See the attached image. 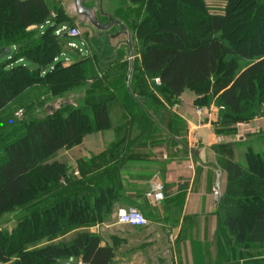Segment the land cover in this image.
I'll list each match as a JSON object with an SVG mask.
<instances>
[{
  "label": "trees",
  "instance_id": "16d2710c",
  "mask_svg": "<svg viewBox=\"0 0 264 264\" xmlns=\"http://www.w3.org/2000/svg\"><path fill=\"white\" fill-rule=\"evenodd\" d=\"M160 1L119 0L120 6L143 13L137 33L143 54L140 79L133 82L131 74L127 81L121 103L125 120L115 124L109 106L117 103V96L110 84H101L117 77L119 87L120 74L127 69L133 73L124 54L102 47V58L94 64L93 53L83 44L88 54L71 62L67 50H77L66 49L61 41L83 39L56 34L63 26L74 27L57 3L0 0V49H12L8 61L0 64V219L16 208L24 210L12 232H0V264H117L116 247L101 246L100 237L87 231L111 220L116 174L108 170L78 178L71 167L51 161L78 146L93 126L108 122L118 141L93 158H130L131 129L144 121L153 127L146 113L148 98L160 121L171 115L162 101L172 107L186 91L200 97L198 106L219 109L217 124L224 127L264 116V0H226L224 15L210 14L207 0H166L164 6ZM161 10L167 16L176 13L179 20L158 19ZM54 12L58 16L52 23ZM47 24L49 29H38ZM33 26L37 29L30 30ZM93 45L102 43L93 40ZM104 56L113 59L107 66ZM87 63L89 77L83 68ZM112 66L116 73H103ZM71 81L90 83L81 108L62 105L41 118L37 112L43 103H36L26 107L22 120L14 117V108L27 97L21 96L24 90L65 89ZM78 117L86 118V124ZM246 158L245 166L224 162L227 185L219 205L220 229H227L236 253L256 244L264 248V155L249 151ZM245 201L254 206L245 207Z\"/></svg>",
  "mask_w": 264,
  "mask_h": 264
},
{
  "label": "crops",
  "instance_id": "0c3cea01",
  "mask_svg": "<svg viewBox=\"0 0 264 264\" xmlns=\"http://www.w3.org/2000/svg\"><path fill=\"white\" fill-rule=\"evenodd\" d=\"M94 1L103 9V5L112 0ZM115 1L120 6L119 0ZM101 15L108 19L106 24L112 18L124 25L110 12ZM114 26H118L117 36L128 35L119 25ZM109 30H103L104 51L109 50L106 48ZM80 42L82 46L86 44L91 53L95 51L93 40ZM71 43L75 42L70 41L68 48ZM199 99L194 92L186 91L180 97V103L173 107L162 101L176 121L172 128L168 123L160 124L162 121L157 120L154 109H146L153 127L147 124L146 130L144 127L140 130L144 125L131 129L132 158H93L106 153L108 143L94 142L92 136H88L79 146L66 150L69 157L51 159L71 167L78 178L108 170L116 174L113 218L87 231L100 237L101 246L116 247L117 264H264V248L260 244L239 249L236 253L227 229H220V203L214 195L219 175L221 200L225 193L227 173L224 162L231 160L245 166L247 153L255 152L253 140L251 137L234 140L230 130L241 134L240 127L218 125L219 109L198 106ZM113 121L118 124L120 119ZM259 121L264 136V119ZM148 129L150 133L146 134ZM111 138L114 144L118 142L116 132ZM235 141L238 146L245 147L241 154ZM156 182L165 186L166 194L163 201L154 203L148 194ZM130 209L142 212L148 226L119 225L117 212Z\"/></svg>",
  "mask_w": 264,
  "mask_h": 264
},
{
  "label": "rangeland",
  "instance_id": "374dc122",
  "mask_svg": "<svg viewBox=\"0 0 264 264\" xmlns=\"http://www.w3.org/2000/svg\"><path fill=\"white\" fill-rule=\"evenodd\" d=\"M54 1L55 3H57L65 12L66 17L68 18V21L65 18V21H67L68 23L74 25V27H77L80 32H81V39H85V40H100V42L102 43V39L103 36L105 34V31L95 27L93 24H91L90 20L85 17V16H81L78 14L77 12V8L75 6V0H51ZM165 1L166 0H161L160 1V6H164L165 5ZM226 0H207L206 4L208 6V11L210 14L212 15H224V10L226 7ZM105 5V4H104ZM103 5V9L101 8V5L99 2H95L94 0H83V6L89 10H91L96 18V20L101 23V24H106L108 22V19L106 17H103L101 15L102 12H110L112 14H114L115 17L119 18L122 23L126 26V29L124 31L128 32L127 34H122L117 36V31H118V26H114L112 30H109V46L107 43L106 48L108 47L109 51H115L116 54H120L121 52L124 54V62L127 63H131L132 70V78L130 80L133 79V82H137L139 78V71L141 69V65H142V49H141V42L140 39L137 35L138 33V26L140 23V19L142 18V11L136 7H120L117 3V1L112 0L110 1V3L108 2L105 6ZM164 14V11H159L156 13V16L158 17V19H164L165 17H167L169 19L170 22L172 21H178L179 19L176 18V13H170V15H166ZM57 12H54L52 14V18H51V22L53 23L54 21H56L57 19ZM3 19V16L0 15V20ZM61 19V18H60ZM51 27V24H47L44 26V28L40 27L38 28L41 32L49 29ZM152 27V24L147 26V29H150ZM37 29L36 26H33L32 28H30V30H35ZM116 34V35H115ZM237 36V34L235 35ZM234 36V38H235ZM74 42L77 44L78 46V50L75 51H70L67 50V57L71 60V62H76L78 61L82 56H86L88 54V50L85 46L81 45L80 40H74ZM61 43H65V48H68V44L66 41L62 40ZM102 47L104 48V42L102 43V46L99 48H95V51L93 52V59L91 61V63H96V61L100 58H102L100 55L102 53ZM66 48V49H67ZM105 48V49H106ZM80 49L82 50V52H80ZM80 54H79V52ZM47 54L51 53V50H47L46 51ZM91 54V53H90ZM89 54V55H90ZM15 54L13 53L12 56H14ZM9 59V57H5L3 59L0 60V64L7 62ZM105 59V56L103 58V60ZM113 60L112 58H107L105 59V61L107 63H109V61ZM89 63L84 65V69L88 66ZM107 66V65H106ZM117 67L112 66L109 69L103 70V73H107V74H112V73H116L117 72ZM83 70V69H81ZM102 73V75L99 77V79L103 80V76L104 74ZM85 75L86 76H91L92 72L86 68L85 69ZM124 76H122L120 74V76L118 77L120 79V86L118 87L116 84H114V82L117 80L116 78H112L110 79V81L108 80H103V83L101 84V86L103 85H107L110 84V90L111 92H113L115 94V96H117V103L110 105L109 106V114L111 116L112 119H121V120H125V116H124V112L123 109L121 107V103L123 102V96H124V92L126 90L127 87V81H129V70H126V73L123 74ZM19 81L20 84L22 82V78L17 79ZM86 86H80L79 82H75L76 85H72V81L69 82L71 83L69 86L67 84V87L64 89H60L59 90H52L50 91L49 88L46 87H42V86H38L35 87L33 86L32 88H29L27 90H24L23 94L21 96H26L22 101H20L18 103V106H16L14 108V117L17 120H22L23 118H25V114H26V107L30 106V105H35L36 103H43V107L41 110H39L37 112L38 116L41 118L47 117L51 114H53L55 111L59 110L60 108H62V105L71 107L73 109H78L81 108V102L83 100V98L85 97V94H87V92H89V86L90 83L88 81H85ZM131 82V81H130ZM13 83V82H10ZM74 83V84H75ZM139 91V90H138ZM152 99L148 98L146 103L148 104V108L149 110L153 111L154 109V113L156 114V116L158 115L156 112V107L154 104L151 103ZM33 105V106H34ZM174 106V105H173ZM172 106V107H173ZM21 113V114H20ZM86 118H80L78 117V120L80 121V123L82 125L86 124ZM260 119H264L263 117L260 118H256L254 120L248 121V122H244L243 124H245L243 127H240V129L242 130L241 134L239 133H235L233 132V130L230 132L234 135V140H236V137H242V138H250L253 140L252 146H254V150L255 152L258 150H261L262 153L264 155V139H260L264 136H262V131H261V127L260 124L258 123V121ZM175 119L172 117V115H169L166 120L160 122L163 124H170L169 127L172 128V125L174 123H176ZM260 122V121H259ZM87 123H89V121H87ZM145 121L141 127L140 130L143 129V127L145 128ZM250 124V125H249ZM258 124V127L257 125ZM238 125V124H237ZM235 125V126H237ZM249 125V127H247ZM93 126L92 131H90V133H86L85 137L83 138L82 142L80 144L83 143L84 139L86 140L88 136H92V139L94 140V142L96 141L97 143L100 142L102 144H107V149H111L113 148L116 144L115 141L113 142V140H111V135H113V133H115V129H113V127H110L109 123L107 122V125L104 126ZM229 128V127H227ZM260 128V130H258ZM144 130V129H143ZM146 130V128H145ZM150 130L148 129L147 131H145V133H150ZM229 132V131H228ZM137 134V133H135ZM111 138V139H110ZM252 142V141H251ZM111 143V144H110ZM79 144V145H80ZM234 144L236 145V149L239 151V153L241 154L244 150L245 147H240L237 145L236 141L234 142ZM78 145V146H79ZM77 147V146H75ZM74 148V147H73ZM159 148H162V146H159ZM71 150V149H67ZM160 150V149H158ZM229 149H227L228 151ZM66 150H63L61 153L59 152L55 157L53 158H67L69 157V153ZM68 154V155H67ZM232 156V155H231ZM132 158V156L130 157ZM246 158V157H245ZM243 205L245 207H250V206H254L253 202L251 201H245L243 202ZM252 208V207H251ZM24 210L23 209H15L13 212L7 213L6 215H4L1 219H0V232H5V231H9L12 232L14 230V228L17 227L18 225V219L22 218ZM113 218V217H112ZM75 264H82L80 262V260L76 261Z\"/></svg>",
  "mask_w": 264,
  "mask_h": 264
},
{
  "label": "built area",
  "instance_id": "2783aa9c",
  "mask_svg": "<svg viewBox=\"0 0 264 264\" xmlns=\"http://www.w3.org/2000/svg\"><path fill=\"white\" fill-rule=\"evenodd\" d=\"M66 33L67 36L71 39H79L81 38V32L77 27H62L60 30L56 32L58 36ZM69 48L78 50V46L75 43H71ZM80 52L82 50L80 49ZM69 59H66V63H69ZM21 114V113H20ZM245 124L239 123V127H243ZM77 174V173H76ZM215 197H219V192L215 190ZM149 198L155 203L160 202L165 199V186L160 183H154L151 186L150 193L148 194ZM117 223L122 226H131V227H146L148 226V220L144 216V214L136 209L130 210H119L117 212Z\"/></svg>",
  "mask_w": 264,
  "mask_h": 264
},
{
  "label": "water",
  "instance_id": "95a60500",
  "mask_svg": "<svg viewBox=\"0 0 264 264\" xmlns=\"http://www.w3.org/2000/svg\"><path fill=\"white\" fill-rule=\"evenodd\" d=\"M75 6L77 8V12L79 15L81 16H85L87 17L91 24H93L95 27L101 29V30H109L112 26H114L115 24L119 25V27L123 30L124 29V25H122L118 20H114L112 18H110V23L109 24H101L99 23L93 12L87 8H85L83 6V0H75ZM12 53V49L10 47L7 48H1L0 49V60L5 58V57H9ZM132 72L130 73V77H131ZM217 192H219V194L221 193V175H219V179L216 185V189ZM217 203L219 204L221 201V194L219 195V197L217 198Z\"/></svg>",
  "mask_w": 264,
  "mask_h": 264
}]
</instances>
